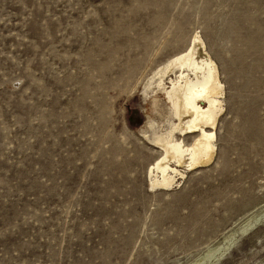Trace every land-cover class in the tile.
Wrapping results in <instances>:
<instances>
[{
  "label": "rangeland",
  "instance_id": "374dc122",
  "mask_svg": "<svg viewBox=\"0 0 264 264\" xmlns=\"http://www.w3.org/2000/svg\"><path fill=\"white\" fill-rule=\"evenodd\" d=\"M196 32L224 84L215 155L151 188L142 86ZM253 214L264 0H0V264H258L264 220L205 260Z\"/></svg>",
  "mask_w": 264,
  "mask_h": 264
},
{
  "label": "bare ground",
  "instance_id": "6f19581e",
  "mask_svg": "<svg viewBox=\"0 0 264 264\" xmlns=\"http://www.w3.org/2000/svg\"><path fill=\"white\" fill-rule=\"evenodd\" d=\"M142 94L150 102L145 127L140 132L158 148L154 162L147 169L149 186L170 188L188 170L212 162L216 124L224 110V84L219 68L199 33L193 34L185 49L150 72ZM158 94L162 95L161 99ZM260 215L246 217L207 250L205 260L215 257V262L222 257L241 235L264 220Z\"/></svg>",
  "mask_w": 264,
  "mask_h": 264
}]
</instances>
